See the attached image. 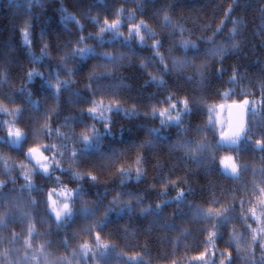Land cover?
<instances>
[{
    "label": "trees",
    "instance_id": "1",
    "mask_svg": "<svg viewBox=\"0 0 264 264\" xmlns=\"http://www.w3.org/2000/svg\"><path fill=\"white\" fill-rule=\"evenodd\" d=\"M19 4L0 0V104L9 111L22 105L23 111L15 126L29 132V145L67 143L68 159L64 162L62 158L65 169L72 166L68 152L74 141L80 149L77 170L92 172L97 179L92 181L85 175L82 181L76 182L67 171L56 170L51 178L38 172L32 177L35 189L29 195L28 190L22 188L27 182L16 167L20 163L28 164L22 150L0 139V156L7 158L11 169L6 172L0 161V179L7 181L6 187L0 190V214L8 209L12 214L8 197H19L23 200L24 211H29L30 225L34 226V232L29 236V226L22 219L13 218L11 214L5 218V224L0 225V264H8L13 252L11 248L19 246L23 249L18 259L24 264H45L42 260L45 256L55 258L59 264H203L196 258L206 248L205 259L214 264H221V260L229 264L221 256L222 252L225 256L231 252V264H252L251 236L248 239L243 236L252 233L248 225L255 229L264 227V210L257 197L254 202L246 200L243 192L252 184H248L244 176L233 178L222 174L216 135L209 139L206 135L208 113L205 105L219 100L222 93L232 91L240 77L257 84L256 99L262 95L264 0H21ZM121 6L124 8L120 17L123 26L139 24L143 19L156 33L151 42L142 46L133 35L123 43L121 37H113L110 32L104 33L102 39L97 38L98 26L90 17L98 15L101 23L104 16L112 20ZM165 13L169 17L167 21ZM77 21L84 25L83 32ZM218 28L221 31L217 32ZM25 30L29 33L30 44L25 43ZM81 35L87 37L85 43L88 45L95 41L98 45L104 43L99 49L90 45L95 54L89 53L84 58L68 55ZM153 39L161 41L163 54L164 49H169L173 55L188 61L200 60L199 56L192 57L198 50L217 49L207 55V64L200 72L194 64L161 71L151 48ZM182 40L194 42L197 48H189L185 53L180 44ZM103 51L117 55L116 63L109 64L100 54ZM66 55L68 67L73 68L71 77L62 64V57ZM120 57L122 59L118 61ZM142 62L147 64L146 68L141 67ZM93 65L98 67L90 91L87 85ZM104 66L103 73L101 68ZM32 69L42 75H34L29 82L27 72ZM57 71L75 82L62 86L58 110L53 112L57 108V97L47 78L57 75ZM109 71L111 75L105 76ZM234 73L237 76L235 82L232 80ZM153 76H162L165 84L160 86L153 82ZM101 97L108 105L119 100V106L132 114L113 105L111 113H104L110 116V130H107L106 120L89 115L80 104ZM184 99L188 100L190 111H183L180 102ZM171 103H176L177 107L171 108ZM153 106L168 108L173 118L181 115V122L177 124L173 119L161 124L159 115H152ZM48 115L51 116L47 121L51 127H59L66 135H71L72 127L78 134L93 124L99 134L92 138L86 151L76 134L72 141L57 137L55 132L52 138L34 139L32 129L42 127ZM13 119L0 112V122ZM7 128L8 125L0 123V137L7 136ZM246 136L247 130L239 138V148ZM195 147L202 149L201 153L194 154L192 148ZM251 150L255 156L263 152L255 145H251ZM45 155L51 157V152H45ZM137 157H142L143 161L139 181L134 169ZM121 168L131 171V178L124 183H121ZM56 175L61 177L60 184L55 182ZM65 185L69 190L79 187V193L83 194L82 200L72 201L73 211L76 212L77 204H84L89 215L85 216L81 211L58 227L46 206L47 191L50 188L60 190ZM180 190H183V197L178 199ZM117 195L123 211L111 203ZM4 200H7V208ZM241 200L248 204L243 212ZM252 203L255 209H262L261 214L256 211L260 221L248 211L253 207ZM110 207L116 210L108 213L104 220ZM209 209L228 211L221 217L206 216ZM102 220V228L92 227ZM13 232L17 234L14 241ZM96 232L110 245L108 249L100 250L104 251L103 256L95 249ZM210 232L218 233L214 237L215 247L208 244ZM233 233L240 238L239 252L235 241L228 243ZM26 240L31 242V248L26 245ZM85 242L96 251L95 256L92 252L86 257L81 254L80 246ZM41 245L42 253L38 251ZM260 256L257 243L254 252L257 264Z\"/></svg>",
    "mask_w": 264,
    "mask_h": 264
},
{
    "label": "snow or ice",
    "instance_id": "2",
    "mask_svg": "<svg viewBox=\"0 0 264 264\" xmlns=\"http://www.w3.org/2000/svg\"><path fill=\"white\" fill-rule=\"evenodd\" d=\"M66 11V9H65ZM124 12V8L123 6H121L119 8V10L116 12V18L109 20V18L107 16H104L103 21L101 23L99 16H91L90 20L95 23L98 26V32H97V38L98 39H102L103 34L106 31H111L113 33H115L117 36H123V33L119 31V29L122 27V20H121V16ZM73 19H75V17H73ZM164 19L167 21L169 19L168 15L165 13L164 15ZM77 26L78 28L81 30V32H83V28L84 25L82 23H80L79 21H77ZM145 29L148 31V34L150 37H155L156 33L152 32L151 29L148 28V25L143 21V19H141L139 24H131L128 28V37L126 39H131L133 35H135V37L137 38L139 44H141L142 46L145 43V36L142 35L141 33V29ZM221 31V28L217 29V32ZM235 31V29H233V32ZM24 35V39H25V43L26 44H30V40H29V33L27 30L24 31L23 33ZM87 41V37L84 35H81L79 38V42L77 44H75V46L73 47L71 53H69L68 55H72V56H76L79 55L81 58L86 57V53H94L93 48L86 44L85 42ZM84 45L83 47H81L80 45ZM181 47L184 48L185 53H187L189 48H197V45L194 42L191 41H187V40H182L180 42ZM160 45H161V41L155 40L153 39V42L151 44V48L153 49V54L156 55L159 60L160 63L164 65L165 70H167V64H165V57L163 55L160 54ZM215 51V50H213ZM106 61H114L117 58L109 51H103L102 53H100ZM122 59V57H121ZM67 55L65 57H62V64L63 66L67 69V73L68 76H73V68H69L67 63ZM173 66L176 67L177 65H179L181 63V61L176 60L175 58H173L172 60ZM99 66H103V65H99ZM96 67H98V65H93L92 69L89 72V84L87 85V87L89 88V90H92V80L94 78H96ZM141 67H147V64L142 62L141 63ZM106 75H111V72H106ZM201 76H203V73H200ZM34 75H42L41 73H38L36 71V69H32L30 71L27 72V80L29 82H31L33 80V76ZM237 79L236 74L234 73L232 80L233 82H235ZM151 80L155 83H157L160 86H163L165 84L164 79L162 78V76L160 78H157L155 76H153L151 78ZM56 85H55V95L57 97L56 101H57V108L53 110V112L58 110L59 107V96H60V91L62 86L63 87H67L69 85V83H74V80H61L60 76H59V72L57 71V79H56ZM262 89H264V85L261 86ZM264 94V93H262ZM225 95H228V93H226ZM29 96H31V92H29ZM95 96V95H94ZM169 101H171V97H168ZM180 103H182L183 105V111L187 112L190 111L189 108V102L187 99H184L183 101H181ZM92 106L91 107H87L86 109H82L83 111H87L88 113H90L94 118L96 119H103L106 120L107 122L105 123V128L107 130H110V116H106L104 114L105 111H107L108 113H111L114 108L113 105H115V108H119L122 112H128L127 109L121 108L120 105V101L119 100H114L112 103H110L106 108L103 104V100H101L99 102V104L97 103V101L95 99H93L91 101ZM250 101L248 99H244L241 103H236L230 106V108L235 109L240 117V121L239 123H237L235 120H231L229 121V125H228V129L224 132L221 133V143H227L229 145H236L238 143L239 138L246 132L247 130V120H246V114L249 111V106ZM177 104L176 103H171V108H176ZM23 111V107L22 105H18L16 108H14L13 110L9 111L6 107H4L2 104H0V112L5 113L6 115L9 116H13L14 119L13 121H2L0 123L4 124V125H8L7 128V136L6 137H0V139H5L6 143L11 145L12 147L18 148L20 150H22L23 152V158L24 160H26L28 162V164H31L32 167L29 168L26 164L24 163H20L17 164L16 167H18L21 170V174L24 176L25 181L27 182L25 185L22 186V188H26L29 192V195L31 194V192L35 189V184L33 183L32 177L34 175H36V173H40L42 174L44 177H48L51 178L54 174V172L56 170H59L60 172H69L71 175V179L76 181V182H80L84 179V176L87 175L88 179L95 181L97 179L96 175L92 172H88V173H81L80 171L77 170V168H79V161L77 159V157L79 156L80 153V149L76 148L75 146V142L72 141V136L73 134H76L78 136V139L80 141V143L82 145H84V149L83 150H87V147L90 145L91 140L93 137L98 136V129L95 127V125H91L86 129H82L81 132H79L78 134L75 132V128L72 127L71 128V135H66L64 132H62L60 130L59 127L53 129L50 125V123H48L47 121H49L51 119V116L48 115L46 116V122L45 124L40 127V128H34L32 129V135L34 139H38L41 136H47L48 138H52L53 132H55V135L57 137H64V139L66 141H72L73 146L69 149L70 155H69V159L71 162L72 167L70 166L69 168L65 169L62 166V158L65 155V149L68 148L67 143H61V144H56V143H52V144H45V145H40V146H31L28 143V138H29V132L28 131H22L19 127L15 126L16 120L19 119L21 112ZM132 111H135V106H133ZM251 111H256L255 106H253L251 108ZM129 115H131V112H128ZM152 115L155 117L157 115H159L160 117V121L161 124H167L172 122V120L174 119L175 122L177 124H179L181 122V115H177L175 118H173L170 115V111L168 108H160L158 109L157 107L153 106L152 108ZM72 120H74L75 118H71ZM68 118H66V122H67ZM224 137H227L228 139H224ZM257 144V148L258 149H264V139L261 140H257L256 141ZM45 152H51V157H49L48 155H45ZM61 157V159H57V157ZM0 161H3V167L5 169L6 172H10V166L7 162V158L0 156ZM142 157H137L135 163L137 165L136 169H135V173H136V180L139 181V179L141 178L142 174H143V168H142ZM219 164L221 166V172L224 176H229L232 175L233 178H236V176L239 173V165L236 163V157L234 155H225L222 156L220 158ZM119 171L122 174L123 179L121 180V183H124L127 179H130V170L125 171L123 168L119 169ZM13 182H15V178L12 177ZM55 182L57 184L61 183V177L59 175L55 176ZM7 181L0 179V190H3L6 187ZM259 191L261 193H264V188H260ZM79 192V187H77L75 190H69L67 189V186H63L59 192L56 191L55 188H50L47 191V199H46V206L48 209L51 210L52 213H54L55 215V219L57 222V226L59 227L61 222L67 223L68 220H70L74 215V211L73 209L70 207V204L67 202L69 200L73 201V203L75 202V199L79 198V199H83V194L80 193L79 196L77 195ZM59 196V197H63L64 198V203L59 204L57 200L53 199V196ZM183 197V190H180V192L178 193V199ZM33 203H35V200L32 201ZM215 202V201H214ZM5 208H7V200L3 201ZM114 205L120 206V211H123V207L122 205V201L120 200L119 195H117V197H115L113 199V201L111 202ZM130 203V202H129ZM241 204V211H244V202L243 200L240 201ZM259 204L262 206V208H264V198L260 199ZM158 207H160V205H158ZM116 209L110 207L106 210L105 212V216H104V220L107 219V215L108 213H110L111 211H114ZM228 209H223V210H216L215 212H213L211 209L208 210L207 213H205L206 216H212L215 215L217 217H221L223 215L224 212H227ZM248 211L251 213L252 217L257 219L258 221L260 220V217L257 216L256 214V209L253 208H249ZM11 214V209H8L7 211H5L4 213L0 214V225H4L6 222V217H8ZM82 214L87 216L89 215V210L87 208L82 209ZM63 218V221H62ZM245 219V221H247V216L243 217ZM224 219L226 220L227 217H224ZM104 220L98 222V223H94L92 225V227L95 228H102L103 224H104ZM212 227H216V225H212ZM248 227L251 229L252 235H251V241L249 243V250L252 253V264H257V261L255 260L254 257V252H255V246L257 245V243L259 244V248L261 249V256H260V261L259 264H264V227H261L259 229H255V228H251V225H248ZM34 232V226L30 225L28 228V233L29 236L32 235V233ZM217 232H210L208 234V244L212 245L213 247H215V243H214V237L217 236ZM16 233H12V240L14 241L16 238ZM233 241H235L236 243V250L237 252L241 251V246H240V238L233 233L230 241H228V243H232ZM26 245L31 248L32 244L30 241L26 240L25 241ZM65 244H67V240L64 241ZM110 247V245L106 242V241H102L101 240V236L99 232H96L95 234V249L96 251L99 252V254L101 256H103L105 253L104 251H100L101 249H108ZM41 253L43 252V245H41V248L38 250ZM80 251L81 254L83 256H87L90 252L93 253V256L96 255V251H93V248L87 243H83L80 246ZM227 251V250H226ZM75 254V253H74ZM208 255V250L207 248L205 249L204 252H202L200 254L199 257H197V260H201L203 261V264H214L213 261L210 260H206L205 256ZM222 257H225L228 261L229 264H231V252H227V256H225V253L222 252L221 253ZM33 259H36L35 256H33ZM45 259V264H50V262L48 261L47 256L44 257ZM66 259V258H64ZM221 264H225V260H221Z\"/></svg>",
    "mask_w": 264,
    "mask_h": 264
},
{
    "label": "rangeland",
    "instance_id": "3",
    "mask_svg": "<svg viewBox=\"0 0 264 264\" xmlns=\"http://www.w3.org/2000/svg\"><path fill=\"white\" fill-rule=\"evenodd\" d=\"M14 4L16 3V5H20V1L21 0H11ZM130 25H124L122 23V27L119 29L120 32L123 33V36H119L122 38L123 43L127 42V39L125 37V35H128L124 30L128 29ZM128 31V30H126ZM106 32H110L113 37L114 35L116 37H118L115 33L111 32V31H106ZM105 32V33H106ZM141 33L142 35L145 36V43L151 42L152 37L149 36L148 31L145 29H141ZM135 36V35H134ZM109 41V40H108ZM104 42H100V45H98V41H95L93 43H91L90 45H93L94 47H97L99 49V47L102 46ZM105 43H109L107 41H105ZM125 46H127L125 44ZM83 47V46H81ZM92 47V48H94ZM217 48L213 47L211 49H202V50H198L197 53L192 56V57H196L199 56L200 60L196 61L193 59H190V61H188L187 58L184 57H177L175 55H173V53H171L168 49V51H165V54L162 53L161 48L159 49L160 54L163 55L165 57V64H167V70H165V67L163 64L160 63V60L158 58V67L161 71H168V70H172L173 68H175L173 66L172 60L173 58H175L178 61H181V63L179 65H177L176 67H191L193 66V64L195 65V68H198L199 70L196 69L197 72H200L201 69H203L204 66H206L207 64V55L213 53V50H216ZM89 53H86L85 55H88ZM79 56V55H78ZM115 57L117 55H114ZM117 58V57H116ZM121 59V57L118 59V61ZM117 61V63H118ZM195 61V62H194ZM109 64L110 62H114L115 61H107ZM107 63V64H108ZM108 64V66H110ZM117 65V64H116ZM101 70L104 71L106 70V66L102 67ZM61 80H67V77L65 75H59ZM106 76V74H105ZM48 83L53 85V88L55 89V85H56V79H57V75H49L48 76ZM258 90V86L255 83H250V79L246 78V77H240V81L239 79L237 80V84L236 87L231 91H227L221 94V97L219 100H217L216 102L212 103V104H206V109H207V123L205 125V129L207 130V139L210 138L211 135H216L215 138H217L222 132H224V130L226 129L227 126V108H228V104L231 102H238L241 103L244 99H248L250 101V106L249 107V111H248V125H247V136L244 138L243 141V146L240 148H237L235 150H227V149H221L218 148L219 150V161L220 158L222 156L225 155H234L236 157V163L239 165V173L236 177L238 176H244L246 178V181L248 184H252V186H250L248 188V191L243 192V194H245V198L247 201L254 202V197H257V201L259 202L260 199L264 198V193H261L259 191L260 188H264V149H262V153L259 156H255V154L252 152L251 150V145H255L257 147L256 141L257 140H261L264 139V100L262 99V96H264V94L260 95L257 99L254 97V94L256 91ZM262 93H264L263 89L261 90ZM226 93H228V95H225ZM103 100V104L105 106V108L108 106V103L105 102L104 98H100V99H96L97 103L99 104V102ZM92 101V100H91ZM90 102H87L86 100L82 101L80 104L82 107H84L85 109L87 107H91L92 104ZM255 106L256 111H251V108ZM106 112V111H105ZM104 112V113H105ZM86 113H88L86 111ZM89 115H91L90 113H88ZM92 116V115H91ZM208 128V129H207ZM216 141V139H215ZM252 143V144H251ZM60 144V143H59ZM58 144V145H59ZM195 144V143H193ZM216 145V142H215ZM194 151V154L196 152H200L201 150L198 149V147L192 148ZM67 150H65L66 152ZM193 153V152H191ZM59 159H61V157H57ZM68 159V155L65 153L63 160L65 162V160ZM29 168H31V166L29 164H26ZM136 165L134 166V169H136ZM231 177H233L232 175H229ZM57 192H59L60 190H56ZM79 192H78V196H79ZM54 200H57L59 204L64 203V198L63 197H59L54 195L53 196ZM78 201L80 200L79 198H77ZM76 200V199H75ZM8 202L10 205H12L13 210H12V214L11 216L13 218H18V219H22L23 223L27 224L28 226H30L31 224V218H29V211L28 209H26V211H24L23 209V200L20 199L19 197H8ZM70 204V207L72 208V201L69 200L67 201ZM77 202V201H76ZM249 202V204H250ZM253 204V203H252ZM246 206H248L247 203H244V208H246ZM88 207H86L84 204L82 206H79V204H77L76 207V212H74L75 214L79 213L82 211V209H84ZM253 207L255 208L254 204ZM252 207V208H253ZM264 210V208H262ZM262 209H260L259 207L256 208V211L261 214ZM49 212L51 214V218L55 219V215L54 213L51 212V210L49 209ZM258 216V215H257ZM63 221V218H62ZM260 221V220H259ZM252 233L248 232L247 234H244L243 237H245L246 239L249 238V236H251ZM12 254L9 257V261L8 264H24L21 263L19 261V257L18 255H20L21 250L23 249V247L19 246L17 248L12 247ZM244 250V248H242V251ZM48 261L50 262V264H59L58 261H56L55 258H52L50 256L47 257ZM43 261H45V259H42Z\"/></svg>",
    "mask_w": 264,
    "mask_h": 264
},
{
    "label": "water",
    "instance_id": "4",
    "mask_svg": "<svg viewBox=\"0 0 264 264\" xmlns=\"http://www.w3.org/2000/svg\"><path fill=\"white\" fill-rule=\"evenodd\" d=\"M236 103H238V102H231V103L228 104L227 113H226L227 114V126H226V129L224 131H226L228 129V125H229L230 119L231 120H235L237 123H239V121H240V117H239L238 112L235 109L230 108L231 105L236 104ZM246 120H247V125H248V112L246 114ZM221 139H222V137H221V134H220L216 138V141H215L216 142V146L218 148L227 149V150H235V149L239 148V146H240V141L239 140H238V143L236 145H229L227 143L222 144L221 143ZM224 139H228V138L224 137Z\"/></svg>",
    "mask_w": 264,
    "mask_h": 264
}]
</instances>
